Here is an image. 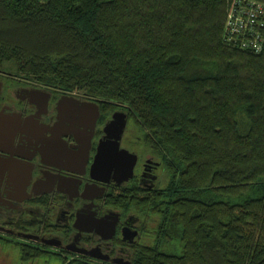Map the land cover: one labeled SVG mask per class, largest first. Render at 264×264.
Segmentation results:
<instances>
[{"label":"trees","instance_id":"1","mask_svg":"<svg viewBox=\"0 0 264 264\" xmlns=\"http://www.w3.org/2000/svg\"><path fill=\"white\" fill-rule=\"evenodd\" d=\"M237 1L264 10V0H0V71L122 107L165 163L161 193L121 200L149 228L133 264H264V29L247 46L227 39ZM0 245L21 264H93Z\"/></svg>","mask_w":264,"mask_h":264},{"label":"flooded vegetation","instance_id":"2","mask_svg":"<svg viewBox=\"0 0 264 264\" xmlns=\"http://www.w3.org/2000/svg\"><path fill=\"white\" fill-rule=\"evenodd\" d=\"M88 102L99 106L96 122ZM118 111L128 114L120 149L137 155L122 182L115 170L91 171ZM129 122L122 107L0 71V237L60 258L133 264L149 228L121 200L161 193L170 176Z\"/></svg>","mask_w":264,"mask_h":264},{"label":"water","instance_id":"3","mask_svg":"<svg viewBox=\"0 0 264 264\" xmlns=\"http://www.w3.org/2000/svg\"><path fill=\"white\" fill-rule=\"evenodd\" d=\"M88 109H94L96 118L99 115V106L95 103H86ZM128 114L122 111H118L114 114V118L107 125V141L101 143L99 153L92 165L91 171L97 178L102 173H111L115 170L119 173L120 181L129 180L133 177L134 167L137 162V155L130 153L125 149H120V141L122 134L127 125ZM118 158V159H114ZM135 236V234L133 235ZM31 237V236H29Z\"/></svg>","mask_w":264,"mask_h":264},{"label":"built area","instance_id":"4","mask_svg":"<svg viewBox=\"0 0 264 264\" xmlns=\"http://www.w3.org/2000/svg\"><path fill=\"white\" fill-rule=\"evenodd\" d=\"M264 10L247 2L237 1L229 12L226 24V35L229 41L241 42L244 46L259 39L264 29L262 17ZM261 49V46L258 47Z\"/></svg>","mask_w":264,"mask_h":264},{"label":"rangeland","instance_id":"5","mask_svg":"<svg viewBox=\"0 0 264 264\" xmlns=\"http://www.w3.org/2000/svg\"><path fill=\"white\" fill-rule=\"evenodd\" d=\"M129 125L131 127H135V125L131 124L130 122H129ZM128 130H129L130 133H134V137L133 138L140 137L138 131H134V130L132 131L131 128H128ZM248 196H250V195H248ZM0 262L6 263V264H21L19 259H18L17 252L12 247H4L2 245H0ZM30 264H45V262L42 261V260L41 261L40 260H37V261L35 260L34 262H31Z\"/></svg>","mask_w":264,"mask_h":264}]
</instances>
